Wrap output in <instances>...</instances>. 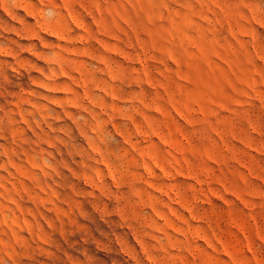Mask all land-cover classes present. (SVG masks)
Instances as JSON below:
<instances>
[{
  "label": "rangeland",
  "instance_id": "obj_1",
  "mask_svg": "<svg viewBox=\"0 0 264 264\" xmlns=\"http://www.w3.org/2000/svg\"><path fill=\"white\" fill-rule=\"evenodd\" d=\"M0 264H264V0H0Z\"/></svg>",
  "mask_w": 264,
  "mask_h": 264
}]
</instances>
